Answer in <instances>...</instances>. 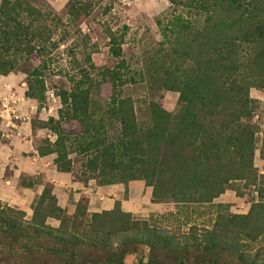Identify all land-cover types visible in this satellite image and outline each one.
<instances>
[{
    "label": "trees",
    "instance_id": "1",
    "mask_svg": "<svg viewBox=\"0 0 264 264\" xmlns=\"http://www.w3.org/2000/svg\"><path fill=\"white\" fill-rule=\"evenodd\" d=\"M246 1L200 5L205 20L198 28L182 13L166 23L168 49L154 61L161 71L158 67L150 74L160 76L167 90L179 92L176 111L150 101L143 124L135 101L114 95L110 110L120 130L110 139L103 117L94 118L102 108L91 101L100 79L84 70L74 87L60 90L59 118L40 122L56 132V139L43 138L36 150L41 157L56 154L59 175L74 170L69 155L76 151L87 155L80 181L92 177L99 185L152 186V201L162 203V214L152 216L174 214L171 203L178 208L210 205L236 180L256 186L259 199L249 211L231 213L228 204H218L213 228L184 243L148 220L134 219L120 200L111 209L91 213L90 199L82 194L75 212L67 213L45 185L32 203L30 219L24 208L0 199V264H126L122 253L141 245L152 253L160 247L170 250L177 258L172 264H224L227 255L240 264H264V176L254 165L259 126L253 116L259 102L250 95L251 88L264 87V0ZM66 7L74 24L90 12L88 0H68ZM60 23V16L44 12L33 0L0 3V77L25 69L29 98H46L45 56L65 40L52 38V26ZM109 35L117 43L114 33ZM38 59L41 63L30 69L28 64ZM87 61L94 67L90 56ZM65 120H76L80 128L67 129ZM2 134L0 128V143ZM50 218L59 225L48 223ZM148 263L168 264L155 258Z\"/></svg>",
    "mask_w": 264,
    "mask_h": 264
},
{
    "label": "rangeland",
    "instance_id": "2",
    "mask_svg": "<svg viewBox=\"0 0 264 264\" xmlns=\"http://www.w3.org/2000/svg\"><path fill=\"white\" fill-rule=\"evenodd\" d=\"M33 1L36 5L41 6L44 12L52 11L62 18V23L58 26H52V38L53 40H59L63 36L65 40L59 41V46L52 47V45L48 55L45 56L47 61L45 70L47 91L46 98L43 101L23 95L24 90L28 88V72L25 69L0 77L2 85L8 87L5 95H0V128L5 133L2 136L0 145L4 142L7 146L9 145L7 149L10 146L16 148V157L27 159L35 166L40 164L42 168H45L48 159L55 157L56 154L53 153L44 158L33 157L34 152L32 149L29 150L30 146H26V140L30 139L27 144H33L36 148L43 138L46 137L51 141L55 138L56 132L50 128L40 127V122H47L51 116L56 119L59 118L58 111L62 107L59 95L61 89L69 90L74 87L82 78L84 70H87L94 79H100V85L92 89L91 101L96 104L95 108H102L99 113H95L94 118L103 117L106 134L110 139L116 138L120 130L119 123L110 110L111 98L114 95L131 97L135 101L136 112L143 124L148 122L147 103L150 101H157L166 108L176 111L179 106V92L167 90L160 76H151L150 74L151 70L155 69L157 71L158 67L161 71V66H157L154 61L161 56L162 52L168 49L164 27L174 14L178 13H182L191 22L193 28L201 27L205 20V14L202 12L200 5H208L213 2L226 5L230 2V0H174V2L172 0H88L90 2L88 16L78 24H74L68 20L66 9L68 0ZM249 1L247 0L245 3H249ZM48 23H51V19L48 20ZM52 23H55V20ZM109 32L114 33L117 43L113 44L111 42ZM116 50L118 53L115 52ZM88 56L91 57L94 67L87 61ZM39 63H41L40 59L28 64V67L31 69ZM114 75H117V78H115L116 85L113 84L112 80ZM9 93L21 94V96L16 101L10 99L8 101L6 95ZM250 95L259 102V107L253 116V121L259 126V131L256 134L257 149L254 165L258 170V174L264 176V87L251 88ZM22 107H27V110L22 111ZM10 110L14 112L13 120L18 124L24 122L26 117L30 118L29 122H31L33 130L32 134L28 136L25 134V139H22L20 135H23V129L19 130L9 122ZM63 125L74 131L80 128L76 120H65ZM69 156L74 162V170L70 174L72 180H83L84 176L81 174H84V162L87 160V155L78 154L75 151L71 152ZM51 167L52 163L46 169L52 170ZM6 176H10L9 169L6 171ZM61 176H66V174ZM87 176H92V174L88 173ZM26 181L48 185L53 192V186L44 179L42 173L35 175L24 173L20 178V188L24 187L22 184ZM89 181L91 186L98 184L95 178L90 177ZM5 182L12 185L11 181V183ZM118 184L123 183L117 182L106 185L113 186L111 192H117L115 185ZM133 187H138L141 190L130 194L128 190L131 187H124L125 190L122 191L120 197L130 207L132 217L137 220H148L163 231L179 237L184 243L191 242L194 235H200L205 229L213 228L216 213L220 209L218 204H228L231 213L246 214L253 200L259 199L255 185H246L244 180H236L231 182L228 189L215 198L212 204H190L178 208L171 203L170 210H167L174 214L163 218L155 216L156 214H162V203L152 201V186L136 184ZM38 196L36 195L34 200L27 204L12 203L3 198L0 199L11 206L24 208L26 218L30 219L33 213L32 203ZM24 202H27V200ZM76 206L77 204L73 210L71 209L72 212L68 210L66 212L74 213ZM89 212L92 213L90 210ZM152 214L155 215L152 216ZM48 223L57 227L60 221L50 218ZM117 241L115 240V242ZM132 249L129 247L130 251L122 253L123 260H121L126 264H147L152 258H155L157 262L164 261L168 264H172L177 260L170 250L163 247L153 251L154 254L150 247L145 245L139 246L136 250ZM188 254L192 256L194 250L191 248ZM224 264L240 263L238 260H234L232 255H227Z\"/></svg>",
    "mask_w": 264,
    "mask_h": 264
},
{
    "label": "crops",
    "instance_id": "3",
    "mask_svg": "<svg viewBox=\"0 0 264 264\" xmlns=\"http://www.w3.org/2000/svg\"><path fill=\"white\" fill-rule=\"evenodd\" d=\"M0 95H5L7 88L6 86H3L0 81ZM9 92V91H8ZM26 89L23 92V95H25ZM7 96V100L13 98L14 94L9 93ZM21 96V94H18V98ZM5 97V96H4ZM3 97V98H4ZM27 104V103H26ZM27 110V107H22V111ZM29 119V120H28ZM30 121V118L26 117L24 122H21L18 124L17 122H14L13 125L19 130L23 129V135H21L22 139H25V134L28 136L29 134H32V124ZM15 130V128H14ZM29 140H26V146H30L29 150H33L34 155L33 157H39L36 148L33 146V144L28 145ZM32 143V142H31ZM9 145L7 146L6 143L2 142L0 145V198L5 199L6 201L15 202V203H31L36 195H40L45 187L43 184H39L35 182L31 186H25L23 188H20V178L24 173L27 174H43L44 179L48 183H50L53 186V193L56 195L58 199V203L60 206L68 210L69 212H72L74 206L76 205L77 201L79 200L80 196L82 194H85L89 197V210L92 212H101L103 210H108L114 207L115 200H121L122 201V207L126 211H130V207L126 205L124 200H122L120 197L122 196V191L124 192V184H118L116 186L117 192H111L112 187L111 185H94L91 186V182L88 183L85 181H73L71 178V175L61 176L59 175V172L57 170V166L54 162L55 157H51V159H48V163L45 164V168H42L41 165H33V163L27 159L16 157L17 156V149L12 148L10 146L9 149H7ZM46 157V156H45ZM54 158V159H53ZM36 160V158H34ZM52 163V170H47L46 167ZM43 164V163H42ZM9 169L10 176H6V171ZM12 182V185L6 184V182ZM10 182V183H11ZM89 184V185H88ZM23 185V184H22ZM114 186V187H115ZM124 186V187H123ZM141 190L138 187H131L129 188V193H134L135 191ZM113 194V195H111ZM152 194V190H151ZM25 196V197H24ZM132 198V195H131ZM27 200V202H24ZM72 209V210H71Z\"/></svg>",
    "mask_w": 264,
    "mask_h": 264
},
{
    "label": "built area",
    "instance_id": "4",
    "mask_svg": "<svg viewBox=\"0 0 264 264\" xmlns=\"http://www.w3.org/2000/svg\"><path fill=\"white\" fill-rule=\"evenodd\" d=\"M17 99H18V95L15 93L14 96H13V98H11L10 100L11 101H16ZM13 113H14L13 111H11V110L9 111V117H10V119H9L10 121L9 122L12 123V124H13ZM7 125H8V123H7ZM4 135H5V133L3 132L2 136H4ZM56 137L57 136L55 134V138L52 141H54L56 139Z\"/></svg>",
    "mask_w": 264,
    "mask_h": 264
}]
</instances>
